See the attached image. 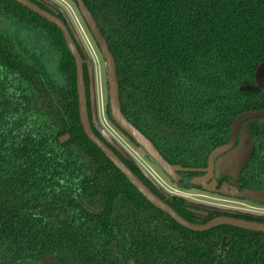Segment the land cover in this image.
<instances>
[{
    "label": "trees",
    "instance_id": "16d2710c",
    "mask_svg": "<svg viewBox=\"0 0 264 264\" xmlns=\"http://www.w3.org/2000/svg\"><path fill=\"white\" fill-rule=\"evenodd\" d=\"M83 1L114 56L123 114L171 165L206 167L233 121L264 109L263 93L240 90L264 62V0ZM107 116L115 125L109 103ZM250 135L242 179L264 191V118ZM0 264H264V234L192 232L153 207L84 133L61 31L0 0Z\"/></svg>",
    "mask_w": 264,
    "mask_h": 264
},
{
    "label": "water",
    "instance_id": "95a60500",
    "mask_svg": "<svg viewBox=\"0 0 264 264\" xmlns=\"http://www.w3.org/2000/svg\"><path fill=\"white\" fill-rule=\"evenodd\" d=\"M29 11L37 14L41 18L47 20L49 23L55 25L62 33L65 43L75 60L76 74H77V95L79 103V117L83 127L84 133L88 139L115 165V167L122 172L125 178L136 188V190L156 209L167 214L181 227L188 229L192 232H207L221 226H232L246 231L258 232L264 234V223L257 221H250L230 216H218L210 220L206 224H194L182 217L176 210L169 204L160 199L144 182L133 173L124 162L104 143L93 131L92 123L90 120L88 95L85 81L84 66L88 62L89 71V96L92 105V110L96 107L95 102V86L93 75L92 60L88 59L86 52L82 48L79 39L76 37L72 26L68 21L66 22L52 14L51 12L41 8L33 3L31 0H12ZM52 6L62 12V10L53 3L45 0ZM78 11L87 25L93 39L99 46L100 52L106 65V77L108 85V103L110 112L115 125L124 132L133 142L139 145L143 151L149 155L159 167L166 172L173 182H178V171H196V169L183 168L179 165H171L160 154L154 144L139 130L137 129L123 114L120 102V87L117 77V68L114 56L110 52L109 45L103 36L99 26L86 6L83 0H75ZM63 13V12H62ZM64 15V14H63ZM65 17V16H64ZM66 19V18H65ZM88 59V61H87ZM87 67V65H86ZM256 85H245L240 87L243 92L258 91L264 94V62H262L255 73ZM264 118V109L253 112H246L238 116L231 125V134L229 142L214 151L209 156L208 167L204 171H212L216 169L218 172H224L227 176L233 179L234 186L229 187V191L223 186L218 191L215 189H207L210 192H217L223 196L243 198L256 203L264 204V191L258 190H245L240 191L237 186V179L240 177L242 171L249 164L255 150V145L250 141L249 131L251 127L260 119ZM95 125V124H94ZM96 127V125H95ZM97 128V127H96ZM98 129V128H97ZM241 131V132H240ZM70 138L66 135L60 138V143H65ZM239 140V144L234 149ZM211 174V173H209ZM221 173H217L220 175ZM203 179V178H202ZM204 178L203 180H206ZM195 184H203L201 180H195ZM210 210H219L221 212L232 213L230 210H222L217 208L208 207Z\"/></svg>",
    "mask_w": 264,
    "mask_h": 264
},
{
    "label": "rangeland",
    "instance_id": "374dc122",
    "mask_svg": "<svg viewBox=\"0 0 264 264\" xmlns=\"http://www.w3.org/2000/svg\"><path fill=\"white\" fill-rule=\"evenodd\" d=\"M57 7H59L68 23L73 28L76 37L86 52L88 59L92 60L93 75H94V88H95V102L96 107L91 111L93 115L94 124L96 127L107 137V139L116 145L125 155L135 160L143 169H145L152 180L163 189L166 194L180 195L188 201L200 203L206 207L217 209H238L247 211L253 214L264 215V209L255 207L249 204H240L233 200L220 197L218 195L207 194L202 191L194 189H183L171 183L162 173H155L154 167L150 166L145 158V152L131 143L128 138L120 129H118L107 116L108 104V85L106 77V65L99 47L95 43L90 31L85 25L77 7L70 0H47ZM87 59V61H88ZM87 68L89 63H86ZM89 69V68H88ZM93 104V103H91ZM231 210V211H233Z\"/></svg>",
    "mask_w": 264,
    "mask_h": 264
},
{
    "label": "flooded vegetation",
    "instance_id": "af4514ba",
    "mask_svg": "<svg viewBox=\"0 0 264 264\" xmlns=\"http://www.w3.org/2000/svg\"><path fill=\"white\" fill-rule=\"evenodd\" d=\"M33 3H35L33 0H31ZM36 5H38L37 3H35ZM39 6V5H38ZM43 6V5H42ZM42 8V7H41ZM58 17V16H57ZM60 18V17H59ZM86 66V65H85ZM85 66H84V69H85ZM91 101H90V96L88 94V108H89V116H90V120H93V115H92V111H91ZM92 128H93V131L94 133L99 137L100 135L103 136V139L101 137H99L104 143H106L110 149L124 162V164H126V166L133 172L137 175V173H141L143 175V177L147 180V182H149L150 184H152V186H154V188L162 195V197H160L157 193H155V191L153 189H151V187L141 178L139 177V175H137L143 182L144 184H146L150 190H152V192L154 194H156L160 199H162L163 201H165L167 204H169L168 201L170 202H173L175 201L176 199L179 200H184L185 202V206H183L182 204H177L176 205H179V211L180 213L174 209L170 204V206L176 210L182 217L184 216H188L189 219H191L193 222H195L194 224H206L205 221L207 219L212 220L211 219V216H218V215H215V213H225V214H228V215H220V216H230V217H235V218H240V219H245V220H250V221H257V222H260V223H264V215H258V214H253V213H250V212H247V211H243V210H238V209H231L233 210L232 213H227V212H221L219 210H210L208 207L204 206V205H201L200 203H194V202H191V201H188L186 198H183L181 197L180 195H168L166 194V192L161 189V187L159 185H157L153 180L152 178L147 174L149 172H147L145 169H143L135 160L129 158L127 155H125V153H123L116 145L112 144L108 139L107 137L97 128H95V125L92 123ZM95 129L98 131H95ZM251 131V129H250ZM250 131H249V134H250ZM241 132V131H240ZM98 133L100 135H98ZM124 133V132H123ZM127 136V135H126ZM128 137V136H127ZM71 138V137H70ZM69 138V139H70ZM129 138V137H128ZM68 139V140H69ZM67 140V141H68ZM131 140V139H129ZM230 140V139H229ZM66 141V142H67ZM250 141H252L251 139V135H250ZM229 142V141H228ZM227 142V143H228ZM131 143L138 147V148H141L139 145H137L135 142H133L131 140ZM226 143V144H227ZM254 143V142H253ZM224 144V145H226ZM239 144V140L237 142V144L235 145L234 149L236 148V146ZM222 145V146H224ZM255 145V144H254ZM221 146V147H222ZM219 148V147H218ZM142 149V148H141ZM143 150V149H142ZM103 154V153H102ZM104 155V154H103ZM105 156V155H104ZM106 157V156H105ZM145 158L146 160L150 163L149 165L154 167L156 172L155 173H162L163 176L165 178H167L171 183H173L174 185H176L177 187H180V188H183V189H194V190H197V191H202L204 193H207V194H214V195H218L220 197H223V198H227V199H230V200H233L235 202H239L240 204H249V205H252V206H255V207H260L262 209H264V204L263 203H256V202H253V201H249L247 199H243V198H235V197H229V196H223V195H220L219 193L217 192H210L208 190H206L205 188L207 189H215V191H218L219 189H221L223 186H225L227 188V190L229 191V187L230 186H234L235 184H233V179L229 176H227L226 174H224V172H218L216 169H213L212 171H204V169H206L208 167V163L206 165V167H199V168H189V169H196V171H178V182L175 183L172 181V179H170V177L166 174V172H164L160 167L159 165L149 156L145 153ZM107 160H109L107 157H106ZM165 159V158H164ZM166 160V159H165ZM110 161V160H109ZM111 162V161H110ZM112 163V162H111ZM169 163V162H168ZM113 164V163H112ZM170 164V163H169ZM114 165V164H113ZM181 166V165H179ZM248 166V165H247ZM115 167V165H114ZM183 167V166H181ZM116 168V167H115ZM183 168H188V167H183ZM117 169V168H116ZM118 170V169H117ZM119 173H122L120 170H118ZM211 173V174H209ZM217 173H221L220 175H217ZM243 173H248V171H246L245 169L242 171L240 177L237 179V183H238V186L237 188L240 190V191H245V190H256V189H252V188H249L243 181L242 179V175ZM204 178H207L206 180H203ZM201 180V182L203 184H200V185H197L194 183L195 180ZM135 188V187H134ZM136 189V188H135ZM258 191H263V190H258ZM246 204V205H247ZM225 210V209H224ZM228 210V209H226ZM230 210V209H229ZM230 210V211H231ZM185 218V217H184ZM171 219V218H170ZM172 220V219H171ZM187 220V219H186ZM208 221V222H209ZM190 222V221H189ZM204 222V223H203ZM207 222V223H208ZM180 226V225H179ZM227 227H231V228H235V229H239V228H236V227H232V226H227ZM240 230H243V229H240ZM246 231V230H245ZM252 232V231H250ZM255 233H258V232H255ZM263 234V233H261ZM193 237V236H192Z\"/></svg>",
    "mask_w": 264,
    "mask_h": 264
}]
</instances>
